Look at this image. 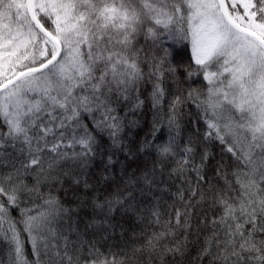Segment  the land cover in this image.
I'll use <instances>...</instances> for the list:
<instances>
[{
  "label": "snow or ice",
  "instance_id": "6c2138e0",
  "mask_svg": "<svg viewBox=\"0 0 264 264\" xmlns=\"http://www.w3.org/2000/svg\"><path fill=\"white\" fill-rule=\"evenodd\" d=\"M185 42L181 80L169 45ZM192 78L200 86L185 90ZM145 105L154 118L135 145L128 135ZM193 108L204 132L184 139ZM217 143L230 162L209 177ZM146 150L152 172L128 171ZM169 164L182 209L174 203L164 219L156 171ZM97 165L103 231L117 211L148 222L124 250L72 240L58 220L68 210L43 191L66 169L87 186ZM201 203L214 211L199 229L210 264H264V0H0V264H157L181 251L171 239L191 229Z\"/></svg>",
  "mask_w": 264,
  "mask_h": 264
},
{
  "label": "trees",
  "instance_id": "16d2710c",
  "mask_svg": "<svg viewBox=\"0 0 264 264\" xmlns=\"http://www.w3.org/2000/svg\"><path fill=\"white\" fill-rule=\"evenodd\" d=\"M143 43V41H141ZM184 44H170L169 48L171 51V60L180 66V78L184 79L185 73L184 69L191 63V53L190 48ZM157 55L163 56L164 49H160ZM195 81V83H193ZM167 85L169 88H174L172 77L167 78ZM185 90L192 87H199L200 80L192 78L187 80L186 83L182 85ZM151 91L147 88L144 91V96H147L148 92ZM164 111H167V102H165ZM185 113H189V109H184ZM153 111L150 105H145L142 113L139 116L140 125L137 128L132 129L131 133L128 135V140L135 145H139L144 139L146 133L150 130L153 121ZM195 109L191 110L190 114L183 116L181 121L183 125V137L188 139L193 136L196 128L199 127L201 136L204 132V124L201 122L199 125L194 123ZM168 129L167 127L159 134V139L164 140L167 137ZM148 139H152L148 137ZM209 150L212 153L211 159L207 164V174L209 177L213 176V172L217 167L218 162L223 159L225 164L230 162L227 155L221 157V147L217 143L215 146H209ZM120 163L116 164V169H121L125 162V157L123 154H118ZM156 162V156L150 150H146L143 153H138L134 160L127 161L128 171L138 170V172H152L154 163ZM198 162V161H197ZM171 165L164 166L163 172H160L159 165L157 166L156 178L160 181L159 187L166 188L167 191H157L156 195L161 199V212L163 213L164 219H168L171 215L170 206L175 203L177 208L182 209V205L178 202H174L173 194L176 193L177 186L180 184L179 180L170 179L168 176V171ZM6 170V169H5ZM67 174L61 175L54 187L49 189L45 187L43 191L47 193L51 191L54 196H57L62 209H67L66 215H62L58 218L62 223V227L65 234L68 232L75 231V235L71 236L72 240H76L77 236L87 242V241H99L100 244L104 245L107 249L111 245H115L114 250H124L135 243L136 238L146 229L147 220L142 222L140 213L137 212L134 215L123 214L122 211H117L111 214L110 224L107 232H104L100 227V222L104 220V215L98 209L94 207L95 198L98 194L104 191L105 186L98 185L97 180L99 177V166H93L87 171V186L81 181V183H75V178L70 170H67ZM83 175V174H82ZM195 177L193 176V181ZM31 183V180H29ZM147 201H145V204ZM204 215H207L209 219L214 215V211L206 203H201L196 209V215L191 217V229L189 231H184L183 229H176L174 237L171 239L170 246L181 247V251L175 255L169 253L163 258L162 262L157 259V264H210L211 256H206L202 254V249L204 247L206 232L199 231L203 228L201 220ZM12 216L15 219H20L18 210L12 212ZM69 218L71 219V229H69ZM147 231H152L151 228H147ZM103 237V239H102ZM63 237H61V243ZM3 252V245H0V253ZM30 245H26V253L29 260H32ZM47 259V258H45Z\"/></svg>",
  "mask_w": 264,
  "mask_h": 264
}]
</instances>
